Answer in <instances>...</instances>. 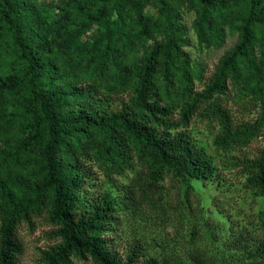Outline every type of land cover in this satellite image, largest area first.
Instances as JSON below:
<instances>
[{
  "label": "rangeland",
  "instance_id": "374dc122",
  "mask_svg": "<svg viewBox=\"0 0 264 264\" xmlns=\"http://www.w3.org/2000/svg\"><path fill=\"white\" fill-rule=\"evenodd\" d=\"M17 4L16 19L35 47L33 54L41 66L54 67L52 77L39 78L49 89L90 84L129 103L155 45L159 54L153 83L161 104L170 99L181 106L183 88L201 91L216 75L224 77L225 106L234 123L244 124L252 134L246 143L221 150L215 144L217 123L198 116L191 119L188 131L215 168L214 177L190 180L192 189L187 191L171 174L152 182L147 164L138 158L121 173L107 170L92 151L88 186L90 195L106 194L116 208L111 235L120 252L133 244L142 260L157 264H264V195H256L247 174L227 160L255 158L264 150V25L254 28V41L247 58L238 62L237 75L220 71L239 43L248 0H17ZM261 7L264 13V2ZM3 11L0 2V178L21 195L34 180L39 146L19 154L17 145L29 138L28 127L38 109L24 86L14 94L3 89L25 70L2 20ZM170 26L176 31L175 49L166 63L162 50L169 45ZM66 141L75 151L74 141ZM51 228L45 218L36 219L32 228L22 225L16 264H41L42 250L56 243L47 234ZM74 264L93 263L74 259Z\"/></svg>",
  "mask_w": 264,
  "mask_h": 264
},
{
  "label": "trees",
  "instance_id": "16d2710c",
  "mask_svg": "<svg viewBox=\"0 0 264 264\" xmlns=\"http://www.w3.org/2000/svg\"><path fill=\"white\" fill-rule=\"evenodd\" d=\"M0 2L4 9L2 20L25 64L23 76L3 89L14 94L24 86L30 103L38 109L28 127L31 134L18 143L17 151L27 154L39 146L37 170L27 191L17 195L15 188L0 178V264H16L21 252L20 228L22 225L32 228L39 218H45L51 225L47 234L56 240L47 250H42L41 264H74V259L90 260L93 264H157L153 259L142 260L136 245L127 244L121 252L118 249L111 235L115 230V206L106 194L90 195L91 153H95L100 165L119 173L132 167V160L138 158L147 164L152 182L171 174L191 191L190 180L215 176V168L188 131L193 117L217 123L220 132L215 144L221 150L246 143L252 134L244 124L234 123L225 106L224 77L216 75L201 91L183 88L179 92L181 106L170 99L161 104L153 83L159 54L155 45L137 77L129 103L119 102L90 84L49 89L39 78L40 75L52 77L54 67L41 66V59L33 54L35 47L16 19L17 0ZM263 2L248 0L239 43L222 61V75L228 69L230 77H235L238 62L247 58L255 38L254 28L264 25ZM169 32V45L162 50L166 63L175 49L176 31L170 26ZM73 98L75 103L71 105ZM67 107H71L69 112ZM176 108H180L177 114ZM66 139L74 141L75 151ZM83 142L91 147H84ZM5 154L16 161L14 154ZM227 160L235 162V167L247 174V182L256 195H264V150L255 158ZM261 224L264 227V215Z\"/></svg>",
  "mask_w": 264,
  "mask_h": 264
}]
</instances>
